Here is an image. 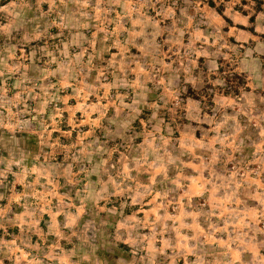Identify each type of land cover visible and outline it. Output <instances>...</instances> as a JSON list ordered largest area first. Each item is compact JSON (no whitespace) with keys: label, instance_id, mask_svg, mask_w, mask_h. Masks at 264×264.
I'll use <instances>...</instances> for the list:
<instances>
[{"label":"rangeland","instance_id":"obj_1","mask_svg":"<svg viewBox=\"0 0 264 264\" xmlns=\"http://www.w3.org/2000/svg\"><path fill=\"white\" fill-rule=\"evenodd\" d=\"M0 264H264V0H0Z\"/></svg>","mask_w":264,"mask_h":264}]
</instances>
